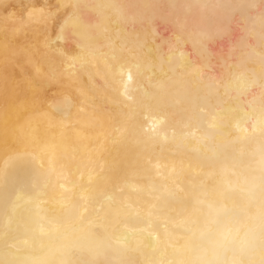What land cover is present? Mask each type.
Wrapping results in <instances>:
<instances>
[{
	"label": "bare ground",
	"instance_id": "obj_1",
	"mask_svg": "<svg viewBox=\"0 0 264 264\" xmlns=\"http://www.w3.org/2000/svg\"><path fill=\"white\" fill-rule=\"evenodd\" d=\"M0 264H264V0H0Z\"/></svg>",
	"mask_w": 264,
	"mask_h": 264
}]
</instances>
